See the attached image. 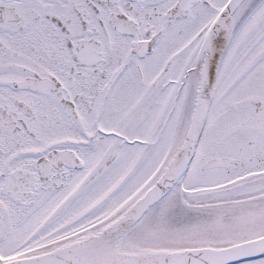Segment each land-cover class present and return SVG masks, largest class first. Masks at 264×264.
<instances>
[{"label":"snow or ice","instance_id":"obj_1","mask_svg":"<svg viewBox=\"0 0 264 264\" xmlns=\"http://www.w3.org/2000/svg\"><path fill=\"white\" fill-rule=\"evenodd\" d=\"M0 264H264V0H0Z\"/></svg>","mask_w":264,"mask_h":264}]
</instances>
